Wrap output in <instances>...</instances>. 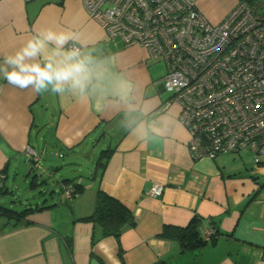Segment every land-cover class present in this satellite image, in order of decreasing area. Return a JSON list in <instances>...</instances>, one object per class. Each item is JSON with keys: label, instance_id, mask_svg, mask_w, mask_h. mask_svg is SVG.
<instances>
[{"label": "crops", "instance_id": "0c3cea01", "mask_svg": "<svg viewBox=\"0 0 264 264\" xmlns=\"http://www.w3.org/2000/svg\"><path fill=\"white\" fill-rule=\"evenodd\" d=\"M190 1L218 23L239 0ZM47 28L74 32L72 42L93 57L98 75L85 94L63 97L14 88L0 76V195L10 192L11 172L13 181L21 173L28 180L44 163V176H60L48 198L40 191L42 197L25 204L46 206L31 209L26 224L12 226L0 217V263L264 264V163L257 164L248 148L194 158L179 104L165 106L170 93L161 82L164 61L143 45L109 38L81 0H0V65ZM98 145L106 146L98 158L103 150L111 153L103 169L97 158L84 177L82 160L88 163ZM29 150L41 155L38 162ZM244 150L252 162L239 155ZM53 151L59 162L41 159ZM65 179L84 190L68 197L61 188ZM30 183L37 187L38 176ZM154 183L163 186L161 195L146 193ZM98 190L133 214L135 226L123 228L119 239L81 219L93 211ZM193 216L202 220V238L214 226V241L203 238L202 247L182 250L178 241L159 236L165 225L182 227Z\"/></svg>", "mask_w": 264, "mask_h": 264}, {"label": "built area", "instance_id": "2783aa9c", "mask_svg": "<svg viewBox=\"0 0 264 264\" xmlns=\"http://www.w3.org/2000/svg\"><path fill=\"white\" fill-rule=\"evenodd\" d=\"M109 38L162 59L161 82L177 102L194 158L248 148L264 163V0H239L218 23L190 0H81ZM67 48L81 47L70 41ZM35 162L41 155L27 152ZM62 155V154H59ZM0 173V193L3 186ZM68 197L72 190L63 183ZM163 186L146 193L161 195ZM213 227L203 238L214 234ZM1 264V263H0Z\"/></svg>", "mask_w": 264, "mask_h": 264}, {"label": "clouds", "instance_id": "9594fccd", "mask_svg": "<svg viewBox=\"0 0 264 264\" xmlns=\"http://www.w3.org/2000/svg\"><path fill=\"white\" fill-rule=\"evenodd\" d=\"M74 32L52 28L34 32L18 50L4 57L0 76L14 88L30 89L39 95L51 92L60 97L68 92L85 94L98 75L91 55L82 47L67 48Z\"/></svg>", "mask_w": 264, "mask_h": 264}, {"label": "trees", "instance_id": "16d2710c", "mask_svg": "<svg viewBox=\"0 0 264 264\" xmlns=\"http://www.w3.org/2000/svg\"><path fill=\"white\" fill-rule=\"evenodd\" d=\"M110 153L111 149H106L101 152V155L97 160V168L103 169ZM70 181L71 180L65 179L63 181L61 180V183L67 185ZM3 187L4 183L2 190ZM68 187L73 192L72 196L81 193L84 190L82 185L75 182L72 186L68 185ZM45 207L46 206L42 205L37 206L36 208H24L20 211H16L0 204V217H5L8 223L10 222L12 226H17L27 223V221H24L23 218L31 209L41 210ZM81 219L96 222L101 227L103 235H112L117 239H119L123 228L135 226V219L131 211L120 201L102 190H98L96 193L93 211L88 216ZM201 222L202 220L200 217L193 216L189 223L182 227L165 225L159 236L165 239L178 241L182 250H194L202 247L207 242L202 238L199 231ZM211 227L214 228L213 225ZM216 235L217 231L215 230V233L210 237V240L214 241ZM155 264L168 263L165 261H158Z\"/></svg>", "mask_w": 264, "mask_h": 264}, {"label": "rangeland", "instance_id": "374dc122", "mask_svg": "<svg viewBox=\"0 0 264 264\" xmlns=\"http://www.w3.org/2000/svg\"><path fill=\"white\" fill-rule=\"evenodd\" d=\"M103 147L104 146L102 145L95 146V149L91 151V153L89 154L90 159L88 160V163L86 162L85 159L82 160L83 170H81V175H83L84 177L89 175V172L92 171L93 169L92 165H94L95 161L97 160L100 154V151L106 148V146L105 148ZM54 155L57 156V154H55L54 151L51 153L46 152V154L41 159L43 160L45 157H54L55 159L50 158L47 162H49L50 160H52L53 162H59L58 161L59 159L56 158ZM239 155H241L245 161L252 162V158L249 152L244 150ZM42 165L45 166L44 163ZM42 165L39 164L40 168H36V167L34 168L28 180L24 178V173L23 174L21 173V174H18V176L13 181L14 175L11 172L9 174L8 184H7V187L8 189H10V192L2 193L0 195V203L16 211H20L25 208V204L28 201H34L36 198L42 197V196H39L40 191H44L45 196L48 198L49 191L52 189L51 187L53 185L52 182L58 179L60 176L56 175V176H53V178L50 176L48 177L44 176L43 173L41 172L42 169H44ZM67 173H69V171ZM35 175L36 177L38 176L39 183L37 187L32 188L30 185L31 184L30 181H31V178H33ZM44 180L46 182H43ZM38 200L41 201L42 198H39Z\"/></svg>", "mask_w": 264, "mask_h": 264}]
</instances>
